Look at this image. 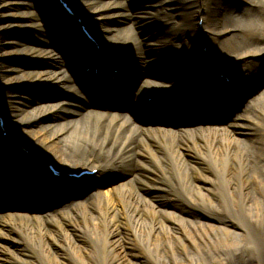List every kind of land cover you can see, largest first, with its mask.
<instances>
[{"label":"bare ground","instance_id":"1","mask_svg":"<svg viewBox=\"0 0 264 264\" xmlns=\"http://www.w3.org/2000/svg\"><path fill=\"white\" fill-rule=\"evenodd\" d=\"M45 1L55 2L53 14L46 17V23L62 31L66 26L63 25L60 6L56 0ZM69 1L72 9H78L79 14H75L77 18L88 25L100 49L109 55L102 64H89L96 50L92 49L89 56H85L84 50L79 49L74 57L63 58L62 54V62H55L48 51L57 44L55 39H50L51 44L50 41H32V46L22 48L24 56L41 64L47 61L50 68L35 70L34 67L19 71L21 82L53 85L70 94L56 104V109L39 103L40 117L66 112L80 118L69 120L62 126L63 131L52 132L51 137L56 138L55 141H49V137L40 138L33 128L20 129L21 126L39 124L40 118L31 120L30 115L17 118L12 123L16 126L12 134L9 131L11 125L5 123L9 137L0 144V160L7 162L13 170L19 169L17 182L22 188L16 190L20 202L2 203L5 193L14 189L11 184H2L0 178V260L3 261L0 264H36L19 257L24 250L13 239V232H23L28 236L37 234L54 241L55 237L49 234L54 229L69 244L64 254L70 264H108L100 245L106 240L111 243L110 235L115 236L112 228L119 225L126 226L127 233L132 232L131 241L142 251L138 255L135 253L134 258L152 259L154 252L162 251L174 257L175 250L185 252L189 245L195 249L196 256L201 257L202 243L196 240L199 237L214 259L231 258L237 250H242L252 258L264 261L259 251L264 244V217L262 224L258 225L256 215L264 213V202L255 204L253 215L249 204H244L252 196L249 187L255 190V195L264 196V0H247L245 7L234 9L226 6L222 10L217 5L211 6L208 0H170L168 7L175 9L177 16L173 24L164 21L168 14L160 12L158 6L156 9L150 0H126L128 4L132 2L133 9L130 7L129 11H124L123 5L117 6V0H91L95 7L93 5L90 9H84L88 6L80 0ZM123 11L129 14L134 26L140 25L145 29L152 42L141 46L130 30H126L127 35H122L120 41L106 39L107 30L102 24ZM148 15L156 20L154 26L151 24L153 29L145 21ZM203 16L210 38H205V34L193 25L195 17ZM217 16L221 18L219 22ZM23 17L21 21L25 22L24 26H39L32 13ZM8 21L15 25L12 19ZM163 23L168 26L165 27ZM73 27L66 29L71 31L70 36L76 42L79 36L74 30V23ZM219 27V32H216ZM157 32H163L164 37L157 36L159 40L155 43L154 35ZM147 56L142 73L137 75L130 65L127 66V63L131 64V57L143 61ZM166 61L184 65L169 68V72H174L172 82L160 81L161 75L149 67ZM257 64H261V67L255 68ZM100 66L109 75L112 74L110 67L121 69L116 83L109 85L121 98V104L93 102L87 95L81 82L92 72L85 70L90 67L92 71ZM218 71L226 76L230 74L233 85L226 88L225 84L220 83ZM189 80L199 81V87L190 88L193 84H188ZM105 81L99 79V83ZM247 84L250 88H246ZM201 87L205 88L202 92ZM172 93L174 96L168 97ZM185 95L196 106L203 108L210 100L212 105L204 111H216L220 106L226 108L224 119L233 113L231 106H235V112L240 110V113L225 124H219L221 119L207 118L199 120V125L185 122L182 128L176 130L160 127L156 119L150 117L152 111L161 115L156 109L180 110ZM147 98L153 101L149 104ZM19 102L22 103L21 100ZM84 106L90 107L86 118L94 123H103L87 124L85 117L81 116ZM181 108L185 110V107ZM3 112L8 117L18 116L17 113L10 115L9 111ZM125 119L126 122L140 119L141 123L150 122L155 126L142 124L141 132L134 135L130 129H125ZM70 137H73L71 143L68 142ZM27 143H30V147ZM19 145L28 150V155ZM40 145H45L44 152L39 149ZM46 160L56 161L64 168L61 176L64 180V174L73 173L65 169L72 166H92L97 173L93 179L83 181V178L69 182L73 185L63 186L64 180H53L50 172L44 169ZM133 161H136L135 166L129 163ZM120 165L124 167L122 171H118ZM187 166L191 168V177ZM153 167L158 175L152 170ZM110 173L121 175L112 178L109 177ZM102 186L106 188L101 189ZM89 190H96V194L88 196L86 201L79 199ZM165 191L183 201L179 210L157 204V198L165 196ZM59 192V197H64L62 200L69 198L72 202L65 205L64 210L46 212L43 208L47 203L44 196ZM223 206L224 210L221 208ZM190 209L202 211L205 217L187 221L180 219ZM73 220L90 222L95 228L106 229L104 234L96 230L86 233V241L93 251L71 242L64 228L67 222L73 224ZM25 223H31L35 229L26 231L21 226ZM227 224L236 225L237 229L233 225L230 229ZM107 230L112 231L107 234ZM229 237L233 240L229 241ZM26 246L32 259L40 264H58L55 252L50 253L49 249L36 248L32 244ZM193 256H189L190 260ZM203 259L205 264H210L211 260ZM136 261L131 264H138Z\"/></svg>","mask_w":264,"mask_h":264},{"label":"rangeland","instance_id":"2","mask_svg":"<svg viewBox=\"0 0 264 264\" xmlns=\"http://www.w3.org/2000/svg\"><path fill=\"white\" fill-rule=\"evenodd\" d=\"M67 1L69 2L70 6H72L70 1L69 0ZM80 1L83 3V5L86 4L88 6V7H84V9H90V7L93 5H94L93 7H95L94 1H91V0H80ZM127 1L117 0L116 2L119 4L117 6H120V7L124 6V11L130 9V7L133 9L132 2L128 4ZM150 1L154 3V5L156 6V9L158 6L159 8L158 10L160 12L165 11L168 14L167 19H165L164 21H167V23H171V24L174 23V20L176 19L177 16L175 14V9H171L172 7H168L170 0H150ZM208 2L211 6L217 5L220 10L224 9L226 6H229L231 8H234V7L240 8V7H245L247 4V0H208ZM54 4L55 2L54 3L47 2L45 0H0V93L2 94L0 105L3 111H9L10 115L17 113L18 116L16 117L13 115V116L8 117L6 113L3 112L2 110L0 111V113L1 115L3 114L6 124L9 123V126L11 125L10 130H9L11 132L16 131L15 130L16 126L12 123L16 121L17 118H23V117H26L27 115H30L32 117L31 120H35V118L36 119L40 118L41 122L39 124H34L31 127L21 126L20 129L25 130L27 128H33L34 130H36V132H38L40 138L44 139L46 137H49V141L56 140V138L51 137L52 132H59L60 130H62V126L66 125V123L69 120L80 118V116H73L72 114L62 112L60 115H56V116H49L48 114V115L40 117L39 114L41 112V109L39 108V106H37L39 105V103L48 104L49 107L55 108L56 104L59 101L67 99L70 94H68L67 91L57 86H53V85L40 86L39 83H35V82H21L18 78L19 71L32 70V68L34 67H35V70H43V69L50 68V65H49L50 63H48L47 61H42V64H41L39 62L33 61L32 58L30 57L24 56L22 53V48L27 47V46H32L33 44L32 41L40 40V41L47 42V41H50V39L51 40L55 39L57 44L53 45L52 46L53 48L52 47L49 48L48 51H49L50 56L53 58L52 60H54L55 62H60V61L62 62L63 60L61 58L62 54H63V58H68V56L74 57V55H76V53L74 52L78 48H84L86 49V52H88L94 46L93 44L89 43L88 40L86 39L83 40L80 33H78L79 30L77 27L74 30H76V34H78L79 37L75 39L76 42L71 38L70 36L71 32L69 29L74 28L73 21L69 20L65 16H62V18H64L63 20L64 24L63 23L62 24L66 26V28L69 27V29L63 28L62 31H58L55 29L54 25L49 26L46 23L45 21L46 17H51L53 14L52 7ZM73 8H74L73 9L74 13L78 15L79 14L78 9L75 7ZM124 11L122 12V14L118 16H114V18L112 17L111 20L106 21L107 23H104V24L101 23L102 26L105 28V30H107V32H105L106 39H111L112 41H115V42L117 40L120 41L122 40L124 35H127L126 30H130V33L133 34L134 37H136L137 42H139L141 46L145 47L148 42H152L150 35L146 33L145 29H143V27L140 25L134 26L129 14H127ZM28 13H32V15L38 21V25H39L38 27H26L23 25V23L25 22L21 20L24 18L23 16L27 15ZM60 15H63V14H60ZM126 16H129V17L126 18ZM152 17L153 16L148 15L147 19L145 18V21L150 26L151 24L154 26L155 25L154 22L156 21ZM199 18H201L200 22H198ZM10 19L13 20V23H15V25L9 24L8 20ZM204 19H205V16L195 17L193 19V25L198 28V31L203 32L205 34L204 35L205 38L206 36L210 38L211 34L208 28H206L204 25ZM216 20L219 22L221 18L217 16ZM163 25L165 27L168 26L165 23H163ZM86 27L89 30L90 34H94L93 32L90 31L88 25H86ZM151 29H153L152 26H151ZM219 29L220 27L218 28L216 32H219ZM161 31H165V30H161ZM54 33L56 34V36H53ZM163 34H164L163 32H157L156 35H154L155 43L157 40H159V38L157 39L156 37L157 36L162 37ZM201 37L202 35L199 36V38ZM79 39L81 40L80 42H79ZM121 42H125V41H121ZM49 43L51 44V41ZM99 51L101 55H98V56H95L96 54L95 52H93L92 55L94 56L91 57V60H90L91 63L96 62L97 58H101L102 56L109 55L104 52V49L103 50L100 49ZM205 51L206 50H204V53ZM144 53L148 55L145 52V50H144ZM164 54H161V56L166 55ZM134 56L135 55H133V57ZM148 56L143 61H141L140 59H134L133 57H131L130 59L128 58L131 63V64L129 63L128 64L132 67L133 73L137 75L139 73H142L141 68L145 66V63L148 60ZM136 57L138 56L136 55ZM174 65L178 67L184 66L182 64H174L173 61L172 62L166 61L163 64L162 63L152 64L149 67H152L151 69H153V72L160 74L162 77L160 81H163L165 80V78L167 80L173 79L174 72H169V68ZM258 67H261V64H257L255 68H258ZM189 83L191 84L190 80L188 84ZM246 88H250L248 84ZM86 89L90 93L92 92L91 95L93 97H97V100L100 99V96H103V97L105 96L104 94H102L103 92L102 89H91L89 85H86ZM262 90H264V86L262 87ZM19 99L21 100L22 103L19 102L20 101ZM186 99L190 100L188 97H186ZM209 102L210 100L206 102L207 104L205 103L206 104L205 109H207L208 106L212 104L211 102H210L211 104ZM198 107L199 106L195 107L196 108L195 111L202 112L201 110H203V107H199V108ZM234 107L235 106H231V111L233 113L227 119H224V115L227 109L219 108V110H221L220 112L221 116L218 118V119H221L219 123L225 124V123H228V121L231 122L232 119L236 117L237 114L240 113V110L235 112ZM86 109L87 108L85 106L81 109V116H83V118L85 117V121L87 122V124L92 126V125H101L103 123V122L94 123L91 120H89L88 117L86 118V115H87ZM158 113H160L161 115H157L153 113L150 115V117L153 116L152 118H154V116H156L158 119L157 118H154V119H156V122L160 124L159 126H164L168 128H176V126H173V122L177 123L179 117H185L182 114H175V113L162 114L161 110ZM126 120L124 122H126ZM48 125H51V126L48 128L46 127ZM150 125L152 124L149 122L147 126H150ZM142 126H143L142 123H139V121H128L126 122L125 129L126 128L130 129L131 130L130 133L137 135L141 132ZM41 127H46V128L39 129ZM63 133L64 132H62V134ZM72 139L73 137H70L68 139V142L71 143ZM1 143H2V140L0 139V144ZM33 143L38 144L36 141H33ZM27 145L30 147V143H27ZM45 145L39 146L40 147L39 149L43 152L45 151V147H44ZM136 150L138 149L136 148ZM25 152H28V151L25 150ZM45 162L46 164L53 165V167L56 169H59V171L64 170V168L61 165H59L56 161L46 160ZM129 163L132 164V166H135L136 161L135 162L133 161V163L131 162ZM81 168H89L92 170L93 167L78 165V166L69 167L68 169H65V170L77 172ZM123 168H124L123 166L119 167L118 171L119 169H121L122 171ZM186 169L189 170L188 172L189 177H191L192 176L191 170H190L191 168L187 166ZM152 170L155 172L156 175H158L154 167L152 168ZM112 173H110L109 177L112 176V178H116L121 175V174L113 175ZM19 176H20V173H19L18 168L16 170H13V168L11 169L9 167V164L7 162L4 163L3 161L0 160V178H1L2 184H5L7 186L11 184L14 189V190H10L7 193H5L4 198L1 199L2 203L20 202L19 201L20 195H18V192L16 193V190L18 189L19 191L20 190L19 188L22 186V185L18 186L19 182L17 181L19 179ZM97 178H100V176H98ZM89 179H93V178H86L83 181H86ZM56 180H59V179H55V181ZM66 184L71 185L69 183H66ZM104 187L106 188V186H102V188L101 187L99 188L105 189ZM164 187L167 188L168 186L164 185ZM99 190L97 191L99 192ZM248 191L250 192V195L252 196H249L246 202H244V204L246 203L249 204L251 215H253L255 213L254 212L255 204L261 203L262 201L264 202V196L259 195V194L255 195L254 194L255 190L251 187H249ZM14 192L16 193L15 195H14ZM60 193L61 192H59L58 194L49 193V195L44 196L45 201L47 203L46 205L44 204L43 208L45 209L46 212L54 213L59 210H64L63 209L64 206L72 202V200H70L69 198L67 200L65 199L62 200L64 197L63 196L59 197ZM92 194L95 195L96 190H93V191L89 190L85 195H83L79 199H83L84 201H86L87 197L92 196ZM164 194L166 197L160 196L157 198V204L173 207L174 209H178V210L181 207V205L184 204L182 200L175 198L171 193H168L167 191H165ZM244 197L245 196H243V198ZM58 198H61V199H58ZM168 198L171 199L172 201H169ZM244 204L242 203V206H244ZM221 208L222 210L225 209L224 206ZM184 215H185L184 218L180 217V219H182L183 221H187L189 219H202L203 217H205V213L197 209L187 210L184 213ZM256 215L259 219L257 223L258 225H261L262 224L261 221H262V218L264 217V213L256 214ZM233 224H227V225L230 228L232 227ZM21 226H23V229H25L26 231L35 229L34 225H32L31 223H25V224H22ZM65 226L66 227L64 229L68 233V235H70L69 238H71V242L74 241V244L80 245L82 248H85V249H91L89 248V244L86 241V233L88 234L93 231L95 232V230L98 232H102L103 234L106 232V229L104 227L95 228L92 226V224H90V222H85V221L73 220V224L67 222V225ZM233 227H236V225H233ZM125 228L127 227L122 226V225H119L116 228H112V230L115 231L114 232L115 236L111 237L110 235L111 243L107 242V240L104 242H101L102 244L100 245V249H103V257H104L105 262H107L108 264H131L133 261H136V260L138 264H205L203 257L206 258L207 260H211L210 264H264V261L262 259L256 260L255 258H252L250 254L242 250H237L234 256L231 258H225L223 260L214 259L210 255L211 254L210 249L206 247V244L203 243L199 237H196V240L202 243V245L200 246V253L202 254L201 257L196 256L195 249H192V245H189L186 247L185 252L181 250H175L174 257L166 255L162 251L161 253L154 252L153 253L154 256L152 259L134 258L135 253L138 255V253L142 251L136 244H134L131 241L132 232L130 231L129 233H127ZM112 230H107V234H109L108 232H111ZM56 231L57 230L54 229L52 231L50 230L49 232V234H52L55 237L54 238L55 242L48 240V238H41L37 234H32V236L31 235L28 236V235H24L23 232H15V233L13 232L12 233L13 239L17 243H19L22 246V249L24 250V253H19V257L20 258L22 257V259L24 258L25 260H28L30 262H35L36 264H40L38 260L34 258H33L34 260L32 259L30 255V250L27 248L28 246H26L28 244H32L36 248H45L46 250L49 249L50 253L55 252L56 260L58 264L59 263L60 264H70V261L65 257V254H64V251L69 246V244L66 238L60 236V234H58ZM232 240L233 238L229 237V241H232ZM51 242H53L55 245H53ZM91 250L93 251V249ZM259 251L261 252L262 256H264V244H262L259 247ZM190 255L192 256L194 255L193 256L194 258L192 260H190V257H189ZM1 262L3 261L0 260V263ZM50 263L52 262L50 261Z\"/></svg>","mask_w":264,"mask_h":264}]
</instances>
